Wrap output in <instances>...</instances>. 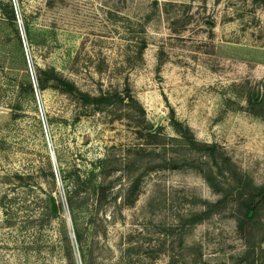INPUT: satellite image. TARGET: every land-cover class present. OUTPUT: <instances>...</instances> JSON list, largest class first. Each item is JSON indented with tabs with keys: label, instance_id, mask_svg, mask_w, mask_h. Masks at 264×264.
I'll return each instance as SVG.
<instances>
[{
	"label": "rangeland",
	"instance_id": "rangeland-1",
	"mask_svg": "<svg viewBox=\"0 0 264 264\" xmlns=\"http://www.w3.org/2000/svg\"><path fill=\"white\" fill-rule=\"evenodd\" d=\"M253 94L264 0H0V264H264Z\"/></svg>",
	"mask_w": 264,
	"mask_h": 264
},
{
	"label": "trees",
	"instance_id": "trees-1",
	"mask_svg": "<svg viewBox=\"0 0 264 264\" xmlns=\"http://www.w3.org/2000/svg\"><path fill=\"white\" fill-rule=\"evenodd\" d=\"M11 20H14L13 12H11ZM33 81L39 91L46 89H54L58 92L76 98L82 106L93 107L94 109H100L101 106L111 105V99L108 95L100 94L99 96H90L87 93L82 92L72 81L66 79L62 74L56 71L54 68L49 69H37L36 75ZM26 89L31 90V85L26 83ZM264 104V98L257 97L256 94L248 98V105L251 109L260 108ZM16 110V109H15ZM173 127L184 138L190 137L191 143H193L192 136L187 129L182 128V125L172 120ZM264 201V189L257 188L248 193L247 198L243 200L244 217L255 218L258 213V209ZM79 241V236H77Z\"/></svg>",
	"mask_w": 264,
	"mask_h": 264
},
{
	"label": "water",
	"instance_id": "water-1",
	"mask_svg": "<svg viewBox=\"0 0 264 264\" xmlns=\"http://www.w3.org/2000/svg\"><path fill=\"white\" fill-rule=\"evenodd\" d=\"M49 202H50V212H51L52 214L57 213V204H56V202H55L54 197H50V198H49Z\"/></svg>",
	"mask_w": 264,
	"mask_h": 264
}]
</instances>
